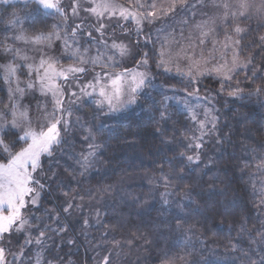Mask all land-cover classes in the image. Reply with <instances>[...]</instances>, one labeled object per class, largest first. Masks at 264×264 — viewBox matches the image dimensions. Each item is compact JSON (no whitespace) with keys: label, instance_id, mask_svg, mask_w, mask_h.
<instances>
[{"label":"trees","instance_id":"trees-1","mask_svg":"<svg viewBox=\"0 0 264 264\" xmlns=\"http://www.w3.org/2000/svg\"><path fill=\"white\" fill-rule=\"evenodd\" d=\"M36 7L0 4V51L18 32L65 37V17ZM180 23L182 32L191 28ZM232 25L217 39L232 35ZM237 25L230 78L170 72L157 40L145 46L151 80L133 105L116 114L92 102L70 109L60 144L41 155L34 174L44 188L22 210L28 234H4L7 261L17 251L24 264L34 256L39 264H264V21ZM84 35L74 48L104 53ZM137 50L134 64L140 42Z\"/></svg>","mask_w":264,"mask_h":264},{"label":"rangeland","instance_id":"rangeland-1","mask_svg":"<svg viewBox=\"0 0 264 264\" xmlns=\"http://www.w3.org/2000/svg\"><path fill=\"white\" fill-rule=\"evenodd\" d=\"M131 1L136 6L131 3L127 6L124 2L118 0H61V7L65 10L64 29L69 31L66 34L64 33L65 37L60 36V39L53 37L51 44L48 42L34 44L31 40L26 42L25 40L15 39L13 44L8 46L9 51H5V47L2 48L0 51V112L7 111L6 119L8 121L11 120L10 106L15 104L20 112H26L25 126L30 121L31 126L38 129L41 124L46 123L45 115L53 112L54 98L52 93L46 89L42 90L39 82L36 80V68L39 66L42 57L54 58L56 60V69L59 71L60 69H67L72 65H78L81 56H83L89 61L83 67L99 70L98 73L101 76L105 72L112 75L122 73L125 69H128L131 72L145 73L147 78L146 83H148L151 80V75L148 56L145 55L148 49L145 46L149 44V47L150 45L154 47L153 41L158 40V46L160 41L163 44V47L160 49L165 53L162 60L167 65L166 67L169 66L168 64H173L174 66V69L169 68L170 72L178 74L180 71L187 70V73L192 75L193 78H195V75L212 73L213 75L216 74L224 79H228L227 77H230L231 73L238 68L236 42L235 40L232 41V35L239 33L236 31L239 28L237 25L238 20L258 17L264 21V0ZM15 2L28 4L32 0H7V3ZM102 3L111 5L103 16L95 15L89 11L95 5ZM0 4L6 3L4 0H0ZM153 4L156 6L157 17L155 19L151 17L142 19L139 24V31H137L138 26L135 20H126L120 15L121 10L131 12L137 16L141 14L146 15L148 12L154 11L151 7ZM242 4L244 7H241ZM74 5H77L76 15L72 13ZM140 5H143V7H140ZM113 12L115 15L111 14ZM56 14L58 13H51V15ZM192 19L195 20L194 23ZM181 21L184 22V25L191 26V28L182 32ZM101 23L105 27L101 31H97ZM229 23L233 24L231 27L232 35L229 36L228 31L224 30L222 38L217 39L218 32L221 29H225V26ZM76 25H80V29L77 31L75 37H73L72 29ZM114 26L118 27L122 34L113 32L112 28ZM101 32H103V35H101ZM107 32H109V35H104ZM21 33L18 32L16 36ZM82 33L85 34V40L87 38L93 40L94 43L101 47L100 51H104V53L88 54L79 50L78 47L74 48V42ZM94 33L99 34L98 37H95ZM65 40L69 47L65 46ZM113 42L126 45L128 47V54L120 56L119 52L111 47ZM139 42L143 51L142 58L138 60L137 64H134V61L137 60V44ZM77 50L80 55L73 57V52ZM23 57H27V60L23 59ZM109 57H112V59L109 60ZM93 58H100L99 64L93 65L91 63ZM144 59H147V63H140ZM9 64L17 66V75L11 78V82L4 79L3 71V66ZM101 64L106 65V67L102 68ZM28 65L33 66L31 76L29 75ZM98 73H76L75 79L70 75L67 81L59 77L54 79L55 85L63 91L65 109L70 111L71 108L85 102L97 104V101L102 99L98 94V88L94 91L93 88L87 87L89 82H94V77ZM42 74L43 71L41 70ZM17 79L19 87L25 89L23 95L20 93L12 94L10 92V90L17 88ZM29 82L35 83V86L31 89L27 88V83ZM103 82L102 80L101 83ZM85 91L91 93V95H85ZM72 93H75V95H72ZM2 94L4 95L2 96ZM2 98L4 101H2ZM127 98L128 91L127 85H125V95L122 99L127 100ZM131 105L133 104H128L125 107H119L118 105V110L116 111H110L107 103L100 106L104 107L108 112L116 114L129 108ZM68 113L66 111L62 114L57 113V115H63L67 119ZM4 119L5 117L0 116V123H3ZM8 132H15L18 136L22 135V132L18 128L13 129L9 124L3 130H0V136L3 137ZM32 206L34 205L32 204ZM14 230L16 229L14 228ZM16 232H26L28 234L26 225L23 230H16ZM6 238L7 236L0 238V247L4 246V240H6V243L9 242V239ZM8 255L11 257L8 258V261L6 260L7 264H11L13 258H15L16 264H24L22 263L24 260H21L23 258L21 252L13 251ZM32 260V264H37L38 260L39 263L41 261L38 256L32 257Z\"/></svg>","mask_w":264,"mask_h":264},{"label":"snow or ice","instance_id":"snow-or-ice-1","mask_svg":"<svg viewBox=\"0 0 264 264\" xmlns=\"http://www.w3.org/2000/svg\"><path fill=\"white\" fill-rule=\"evenodd\" d=\"M7 3V0H4ZM32 2L37 6L36 12L48 15L51 13H58L61 16L65 15V10L61 7V0H32ZM111 7L108 3L97 4L89 11L98 16H103L106 11ZM143 7V5H140ZM154 11L148 12L146 15L141 14L137 16L131 12H126L121 10L120 15L124 19H132L136 21L137 31H139V24L142 19H148L151 17L155 19L158 13L155 11V4L151 5ZM241 7H244L242 4ZM77 5L72 8L73 15L77 14ZM102 9V10H99ZM115 15V13H111ZM15 15V14H13ZM243 15V13H241ZM19 18H17L18 20ZM17 21H9L10 24H14ZM151 22V20H149ZM56 25H53V29H56ZM105 27L104 24H100L97 31H101ZM80 29V25H76L72 29V36L75 37L77 31ZM237 32L241 29L237 28ZM103 35V32H101ZM55 37L60 39V35L56 31L50 32H39L35 36L26 37L23 33L17 35L15 39L17 40H31L34 44H41L43 42L51 41ZM65 46L69 47L67 41L65 40ZM113 49L119 52L120 56H125L128 54V47L124 44H116L113 42L111 45ZM5 51H9L7 45H5ZM18 51V50H17ZM87 49L85 50V52ZM80 55L79 51L73 52V57ZM147 55V54H145ZM161 57L165 55L164 52L160 53ZM27 60V57H23ZM100 58H93L91 63L93 65L99 64ZM109 60L112 57L108 58ZM88 59L81 56L78 65L69 66L67 69H56V60L54 58H41L39 66L36 68V80L39 82L42 90H47L52 93L54 98L53 112L51 114L45 115L46 123L39 126L38 129L31 126L30 121L25 126L26 112H20L15 104L11 105V120L8 121L7 111L0 112V116L5 117L3 123H0V130H3L9 124L13 129H19L22 135L15 137L14 139H5L0 136V238H3L4 234H10L15 228L17 231L23 230L24 226L28 221L22 215V210H24L28 203L33 205L37 204L40 197V190L44 188V184L40 182L37 170L40 169V157L42 154L51 155L53 146L58 145L61 142V129L60 125L63 124L64 130H67L68 120L63 117V115H57V113H64L70 111L64 108L63 91L55 85L53 82L55 78L59 77L67 81L69 76L76 78V73H84L87 71L83 65L87 64ZM140 63H147V59L142 60ZM163 63V60L161 61ZM102 68L106 65L101 64ZM29 75H32L33 66L28 65ZM41 70L43 74L41 75ZM4 79L11 82V78L17 75V66L9 64L3 66ZM130 77V81H129ZM106 78V79H105ZM230 78V77H227ZM104 81L101 83V81ZM147 82L146 74L142 72H131L125 69L122 73H115L109 75L107 72L101 76L99 73L94 77V82H89L87 87L93 88L95 91L99 89V96L102 98L97 101L98 105L108 104L110 111H116L119 107H125L128 104H133L136 102V96L145 86ZM125 85H127L128 98L123 100L122 97L125 95ZM35 86V83H27V88L31 89ZM83 90V89H82ZM25 89L19 87V81L17 79V88L15 90H10L12 94L20 93L24 94ZM259 91V89H257ZM85 95H91L85 91ZM235 95L236 93H231ZM75 95V93H72ZM163 116V113L161 114ZM195 118V117H193ZM203 128V124H201ZM199 139V138H197ZM22 146L17 149L18 145ZM202 145L196 144L195 147L199 149ZM189 162L193 160H198L199 157L193 156L187 157ZM67 211V209H65ZM45 234L43 231L40 232V236L36 238V243L40 244L41 239ZM26 243H31V241H26ZM0 264H7L5 257V249L0 247ZM39 264V260L37 261Z\"/></svg>","mask_w":264,"mask_h":264}]
</instances>
